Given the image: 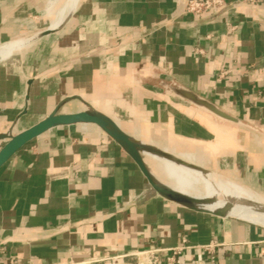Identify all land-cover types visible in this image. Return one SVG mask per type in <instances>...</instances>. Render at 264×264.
<instances>
[{
	"label": "crops",
	"instance_id": "obj_1",
	"mask_svg": "<svg viewBox=\"0 0 264 264\" xmlns=\"http://www.w3.org/2000/svg\"><path fill=\"white\" fill-rule=\"evenodd\" d=\"M47 1L0 0V45L28 39L0 59V148L3 135L58 106L60 113L94 109L139 143L167 187L192 196L218 189L204 173L154 163L149 152L264 198V0H229L231 9L203 19L184 12L188 0H77L53 29L59 18L46 13ZM165 85L201 95L238 122ZM183 239L219 242L217 264H264L263 224L165 198L95 124L50 128L0 168V264H90ZM180 258L191 264L194 256Z\"/></svg>",
	"mask_w": 264,
	"mask_h": 264
},
{
	"label": "water",
	"instance_id": "obj_2",
	"mask_svg": "<svg viewBox=\"0 0 264 264\" xmlns=\"http://www.w3.org/2000/svg\"><path fill=\"white\" fill-rule=\"evenodd\" d=\"M50 32L51 30L47 29L42 34L46 35ZM165 86L168 88V90H170L175 95H178L185 101H188L189 103L195 105L199 109H202L203 111H206L219 119L232 121V122H238L236 118L229 115L227 112L222 110L215 103L209 101L208 99L202 97L201 95L193 91H190L189 89L183 86H179V85H165ZM58 109H59V106L50 115H48L47 117L40 120L36 124L32 125L31 127L17 134L13 135L9 133V134L3 135V137L6 138L7 141L0 148V168L20 148H22L29 141L41 135L42 133H44L50 128H53L59 125H69L73 123H92L102 128L114 141L120 144L130 154V156L135 160V162L138 164L140 169L146 175L150 184L160 195L164 196L165 198L169 200L186 203L194 209L204 210V209H199L196 206L195 200L192 197L178 193L174 191L173 189L166 187L162 183L157 181L152 176L151 172L149 171L144 161V158L140 151L141 146L139 145V143H137V141H135L130 135H128L125 131H123L120 128V126L112 118L94 109H88V110H83L79 112H71V113H60ZM149 153L152 155H158V156L166 157L170 159H177L176 157L168 153L162 152V151H152ZM200 168L206 171H209L203 167H200ZM251 205L254 210L258 212H264V199L259 202H254ZM204 211H208V210H204ZM209 212H212V211H209ZM212 213L223 215L217 212H212ZM223 216L237 217L235 215H223Z\"/></svg>",
	"mask_w": 264,
	"mask_h": 264
},
{
	"label": "bare ground",
	"instance_id": "obj_3",
	"mask_svg": "<svg viewBox=\"0 0 264 264\" xmlns=\"http://www.w3.org/2000/svg\"><path fill=\"white\" fill-rule=\"evenodd\" d=\"M49 2H54L55 0H48ZM47 1V2H48ZM63 2V0H60ZM48 2V3H49ZM61 2V3H62ZM77 3V0H65L63 2V10L61 15L59 16V20L56 22V25L51 27L57 28L59 27L65 19L68 17V15L73 11ZM28 39H22V40H14L7 42L5 45L0 46V59L3 58L1 55L3 52L13 50L17 48L20 45L26 44ZM10 43V44H8ZM156 157V159L151 158V160L154 161V163L159 162V163H164L168 166H171L173 168L177 169H183L186 170L190 173L195 172V173H200L197 175L198 177H201V174L204 173V175H207V178L210 180L211 184L218 189L214 190L213 192H210L209 194L203 193V191L198 192L195 195H188L184 194L186 196L192 197L195 200V204L199 209H204L212 212H217L223 215H235L237 217H240L245 220H250V221H255L259 224L264 225V212H258L252 208V203L254 202H259L262 201L264 198L257 195L256 193L250 191L246 187L234 182L227 180L225 178L218 177L216 175H213L214 173L206 171L199 166L189 164L187 162H184L179 159H170L166 157H161L158 155H153ZM191 161V160H190ZM193 161V160H192ZM158 166L155 165V169L157 170ZM179 169V170H180ZM201 171V172H200ZM161 172V171H160ZM180 175L187 180H191L194 183L198 182V177H190L188 173L184 171H180ZM155 173L157 174V179L159 180L160 183L162 178V175L159 174V171ZM164 185V183H162ZM181 185V184H180ZM166 186V185H164ZM175 186V185H174ZM182 186V185H181ZM167 187V186H166ZM192 187V186H190ZM175 189V188H174ZM189 189V188H188ZM175 191V190H174ZM178 192V191H176ZM180 193V192H178ZM225 196L224 199H221L219 195ZM224 203V204H233L231 207L221 209L218 206V202Z\"/></svg>",
	"mask_w": 264,
	"mask_h": 264
},
{
	"label": "built area",
	"instance_id": "obj_4",
	"mask_svg": "<svg viewBox=\"0 0 264 264\" xmlns=\"http://www.w3.org/2000/svg\"><path fill=\"white\" fill-rule=\"evenodd\" d=\"M252 1V0H244ZM234 2L229 0H188L184 12L203 19L207 15L217 14L231 9ZM227 71H222L221 76ZM221 244L211 241L205 245H191L187 239L181 244L170 248H151L142 251H133L119 257H103L91 260L90 264H104L107 261L120 260L116 264H180L182 255L193 254L191 264H217V250Z\"/></svg>",
	"mask_w": 264,
	"mask_h": 264
},
{
	"label": "rangeland",
	"instance_id": "obj_5",
	"mask_svg": "<svg viewBox=\"0 0 264 264\" xmlns=\"http://www.w3.org/2000/svg\"><path fill=\"white\" fill-rule=\"evenodd\" d=\"M65 0H63V2H64ZM62 1H60V0H55L54 2H49V3H47V5H46V13L47 14H49V15H52V16H54V18L53 19H55L54 21H56L58 18H59V16L61 15V13H62V10H63V2L61 3ZM53 21V22H54ZM52 22V23H53ZM6 44V43H5ZM5 44H3V45H5ZM8 44H10V43H8ZM0 46H2V45H0ZM9 52H11V50L10 51H6V52H3L1 55L3 56V58H4V56L7 54V53H9ZM213 175H216V176H218V177H220V175L219 174H217V173H214ZM219 197L221 198V199H224L225 198V196H223V195H219Z\"/></svg>",
	"mask_w": 264,
	"mask_h": 264
}]
</instances>
